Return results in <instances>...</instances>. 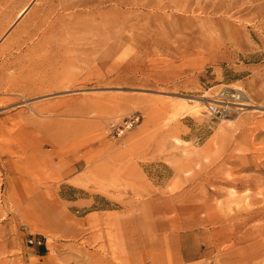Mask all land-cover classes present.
Returning <instances> with one entry per match:
<instances>
[{
	"label": "rangeland",
	"instance_id": "obj_1",
	"mask_svg": "<svg viewBox=\"0 0 264 264\" xmlns=\"http://www.w3.org/2000/svg\"><path fill=\"white\" fill-rule=\"evenodd\" d=\"M0 264H264V0H0Z\"/></svg>",
	"mask_w": 264,
	"mask_h": 264
},
{
	"label": "built area",
	"instance_id": "obj_2",
	"mask_svg": "<svg viewBox=\"0 0 264 264\" xmlns=\"http://www.w3.org/2000/svg\"><path fill=\"white\" fill-rule=\"evenodd\" d=\"M241 98L242 94L238 90H222L218 93L214 103L209 104L208 112L213 116H222L228 110L232 102H238ZM137 120L138 118L133 115L124 120L122 125L125 128H130ZM28 244L40 245L41 241L31 237L28 240Z\"/></svg>",
	"mask_w": 264,
	"mask_h": 264
},
{
	"label": "crops",
	"instance_id": "obj_3",
	"mask_svg": "<svg viewBox=\"0 0 264 264\" xmlns=\"http://www.w3.org/2000/svg\"><path fill=\"white\" fill-rule=\"evenodd\" d=\"M44 248H41V249H39V252H40V250H43Z\"/></svg>",
	"mask_w": 264,
	"mask_h": 264
},
{
	"label": "bare ground",
	"instance_id": "obj_4",
	"mask_svg": "<svg viewBox=\"0 0 264 264\" xmlns=\"http://www.w3.org/2000/svg\"><path fill=\"white\" fill-rule=\"evenodd\" d=\"M249 102V101H248ZM241 105H243V104H241Z\"/></svg>",
	"mask_w": 264,
	"mask_h": 264
}]
</instances>
